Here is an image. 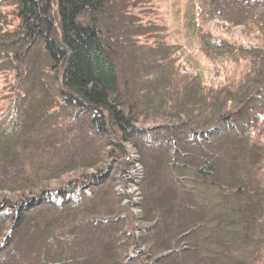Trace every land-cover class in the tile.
<instances>
[{
    "label": "rangeland",
    "instance_id": "rangeland-1",
    "mask_svg": "<svg viewBox=\"0 0 264 264\" xmlns=\"http://www.w3.org/2000/svg\"><path fill=\"white\" fill-rule=\"evenodd\" d=\"M52 7L55 10V3ZM94 20L108 33L107 42L114 46L112 61L119 89L125 92L124 109L133 107L138 113L134 126L144 131L143 143L140 137L129 143L112 135L123 145L124 153L111 144L102 147L82 113L75 111L72 129L61 122L71 118L68 107L35 123L31 128L33 135L28 136L26 123L31 113L25 112L20 127L11 134L15 138L12 154L16 155L0 159V198H20V184L26 187L33 180L38 186L31 197L41 189L58 188L85 174L106 173L109 180L86 195L82 204L65 208L58 216L53 209L42 211L40 225L50 223L53 238L45 240L37 235V227L35 231L28 229L0 264L60 263L81 256L91 244H100V236L114 240L119 255L128 253L136 260L142 259L143 264H212L215 244L208 234L210 227L203 224L207 218L204 214H209L210 206L218 198L217 187L206 184L196 170L207 158L220 166L221 172L216 170L222 176L217 181L226 180L222 178L228 173L227 167H232L226 164V154L239 151L232 142L237 135L230 130L221 138L205 139L207 134H196L200 131L197 129L188 136L178 123L187 120L186 114L196 106L200 109L203 90L194 78H186L172 90L174 80H168L173 64L181 71L177 66L185 62L178 57L181 49L184 57H194L191 60L197 64L234 69L227 62L235 51L233 44L245 42L241 34L248 30L250 20L264 23V0H107ZM116 38L119 41L114 43ZM205 47L215 58L213 61L204 58ZM244 50L241 48V53H247ZM258 66L260 80L264 59ZM6 72L0 73L3 92L13 80V73L9 69ZM221 79L219 76L211 82L217 84ZM168 92L178 108H171L172 99L165 98ZM210 109L201 111L198 118L205 126L214 121L215 109ZM218 127L219 131L222 123ZM147 131L152 134H146ZM98 168L102 170L96 171ZM161 193L163 197L168 195L164 201H177L164 220L171 232L163 231L159 225L156 199ZM174 210L180 216L171 213ZM199 223L202 227L198 228ZM66 230L70 234L65 233L64 237ZM126 246L133 248L127 250Z\"/></svg>",
    "mask_w": 264,
    "mask_h": 264
},
{
    "label": "trees",
    "instance_id": "trees-1",
    "mask_svg": "<svg viewBox=\"0 0 264 264\" xmlns=\"http://www.w3.org/2000/svg\"><path fill=\"white\" fill-rule=\"evenodd\" d=\"M106 3L107 0H0L3 9L0 11V73L8 74V69L13 73V80L4 86L5 91L0 90V159L16 155L12 154L15 138L11 134L20 127L25 112L31 113L26 123L28 136L35 123L43 122L53 113L58 115L62 107H68L71 118L61 122L72 129L75 111L82 113L102 147L111 144L124 153L123 145L112 135L129 143L134 138H142L144 131L134 126L139 120L138 113L133 107L124 109L122 93L125 92L119 89L112 61L114 46L107 42L108 33L94 20ZM248 25V30L241 34L245 42L238 46L233 44L235 51L227 61L234 69L226 70L222 66L213 69L208 63L197 64L191 60L194 57H184L181 49L178 57H183L185 62L177 66L181 71L173 64L168 80H174L170 90L178 88L186 78L198 80V87L203 90L200 109L196 106L186 114L187 120L178 123L188 136L197 129L198 134H207L205 139L221 138L230 130L237 135L232 142L239 151L226 154L229 158L226 164L232 166L227 167L228 173L222 178L226 180L217 181L216 178L222 176L220 166L207 158L196 170L206 184L217 187L218 198L210 206L209 214H204L207 218L203 224L210 227L208 234L215 244L212 264H264V74L258 79V64L264 59V29H260L264 23L260 25L250 20ZM118 41L116 38L114 43ZM205 48L204 58L213 61L212 53ZM241 48L247 53H241ZM219 76H222L219 83L211 82ZM245 90L249 91L245 93ZM169 94L165 97L168 100L172 99ZM209 107L215 109L214 121L205 126L198 118L200 112ZM171 108H178L173 99ZM177 113L180 112L177 110ZM105 174H85L58 188L41 189L31 197L38 186L33 180L24 188L20 184V198L7 200L1 195L0 260L15 249L28 229L35 231L37 227V235L45 240L53 238L51 224L40 225L42 211L53 209L58 216L65 208L82 204L83 196L88 194L87 187L96 189L109 180ZM162 194L156 199L159 225L163 231L171 232L164 220L177 201L166 202L164 198L168 195L163 197ZM199 208L205 209V206ZM171 213L180 216L179 211ZM199 227H202L200 223ZM65 233L70 234L66 230L64 237ZM109 238L100 236V244H91L81 256L55 264H140L128 253H116L115 241Z\"/></svg>",
    "mask_w": 264,
    "mask_h": 264
}]
</instances>
